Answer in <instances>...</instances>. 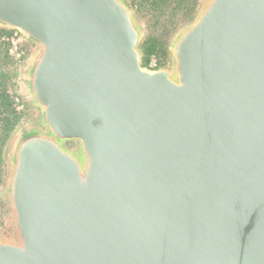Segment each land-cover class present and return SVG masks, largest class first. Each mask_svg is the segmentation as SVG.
Masks as SVG:
<instances>
[{
    "label": "water",
    "instance_id": "water-1",
    "mask_svg": "<svg viewBox=\"0 0 264 264\" xmlns=\"http://www.w3.org/2000/svg\"><path fill=\"white\" fill-rule=\"evenodd\" d=\"M0 28L37 111L0 264H264V0H203L156 68L127 0H0Z\"/></svg>",
    "mask_w": 264,
    "mask_h": 264
},
{
    "label": "trees",
    "instance_id": "trees-1",
    "mask_svg": "<svg viewBox=\"0 0 264 264\" xmlns=\"http://www.w3.org/2000/svg\"><path fill=\"white\" fill-rule=\"evenodd\" d=\"M130 5L138 14L150 21L152 27L171 33L176 26L189 20L199 7V0H130ZM154 28H152L153 30ZM151 30V27H150ZM10 30L0 28V181L4 170V144L20 121L29 115V106L22 101L18 109L15 98L18 96L12 75L5 69L4 61H10ZM144 65L148 64L151 54L156 57L157 67L167 64L168 51L165 41L157 35L150 34L142 43Z\"/></svg>",
    "mask_w": 264,
    "mask_h": 264
},
{
    "label": "rangeland",
    "instance_id": "rangeland-1",
    "mask_svg": "<svg viewBox=\"0 0 264 264\" xmlns=\"http://www.w3.org/2000/svg\"><path fill=\"white\" fill-rule=\"evenodd\" d=\"M203 0H199V6L201 5ZM129 6L136 12V15L142 24L145 35L143 37V40L141 42V48H142V43L146 39V37L150 34H155L159 36L161 39L165 41V46L167 49V43L171 35L177 30V28L186 22L187 20L181 22L176 28L171 32H166L164 29H162V25L157 28V27H152L150 21L146 20L145 18L141 17L136 9L130 5V0H127ZM198 10V9H197ZM197 12V11H196ZM196 14V13H195ZM195 14L191 17L193 18ZM190 18V19H191ZM189 19V20H190ZM151 27V30H150ZM152 28H154L152 30ZM11 36L9 37L13 39V42L10 41V47L8 50V53L10 54V61H4L3 64L5 66V69L9 70L11 75H12V80L14 81L15 84V89L17 92V97L15 98V103L17 105L18 109L22 108L21 102L24 101L30 109L29 115L25 118H23L20 121V124L17 125L15 130L10 134L8 139L6 140L4 144V170H3V176L1 177L0 181V237L4 238L7 237L10 233V209L8 206V203L5 199L4 195V188H5V183H6V178H7V165H8V155L9 151L11 149V146L17 137L18 133L21 131L23 126L33 124L36 122L37 118V111L29 104V102L25 98V87H24V77H25V71H26V66L28 60L31 58L32 54L36 50V46L34 43L31 41L27 40L24 38L22 33H20L17 30H11ZM143 52L144 49L142 48ZM168 51V49H167ZM1 54V52H0ZM145 56V53H144ZM151 56H154L153 54L150 55L148 58V64L150 61ZM155 57V56H154ZM156 58V57H155ZM170 56L168 52V60L167 64L170 61ZM157 61V60H156ZM148 64L146 65L148 67ZM165 64V65H167ZM69 147H73V143L68 144Z\"/></svg>",
    "mask_w": 264,
    "mask_h": 264
},
{
    "label": "built area",
    "instance_id": "built-area-1",
    "mask_svg": "<svg viewBox=\"0 0 264 264\" xmlns=\"http://www.w3.org/2000/svg\"><path fill=\"white\" fill-rule=\"evenodd\" d=\"M10 41L13 42V39L10 38ZM148 67L149 68H156L157 67V61H156V58L154 56H151Z\"/></svg>",
    "mask_w": 264,
    "mask_h": 264
}]
</instances>
